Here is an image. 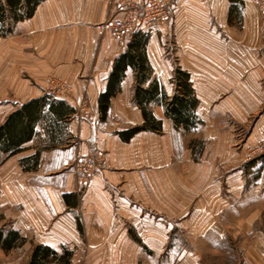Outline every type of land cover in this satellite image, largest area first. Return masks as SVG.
Wrapping results in <instances>:
<instances>
[{"label":"crops","instance_id":"crops-1","mask_svg":"<svg viewBox=\"0 0 264 264\" xmlns=\"http://www.w3.org/2000/svg\"><path fill=\"white\" fill-rule=\"evenodd\" d=\"M115 2L42 0L14 35L0 38V126L45 95L73 110L54 133L40 120L33 138L0 165V229L25 239L9 252L0 247L4 256L15 253L3 264H28L37 245L71 251V264H141L146 253L145 264L160 256L161 264H203L204 251L221 250L233 226L247 241L243 264H264V236L248 240L245 208L231 218L247 198V152L264 144L261 11L253 0H175L146 56L151 80L168 95L175 67L189 74L200 122L176 129L155 105L162 131L124 140L120 132L144 122L133 99L135 72L126 70L106 120L98 106L127 48L100 28ZM61 84L69 95L52 91ZM239 129L248 132L241 145ZM92 149L104 154L107 169L82 187L72 165Z\"/></svg>","mask_w":264,"mask_h":264},{"label":"trees","instance_id":"trees-1","mask_svg":"<svg viewBox=\"0 0 264 264\" xmlns=\"http://www.w3.org/2000/svg\"><path fill=\"white\" fill-rule=\"evenodd\" d=\"M42 0H0V37H5L12 32L9 26L31 17L37 5ZM151 34L137 32L126 45V51L114 61L112 72L107 83V90L98 99L101 120H106L111 99L120 89L121 82L130 68L135 72L134 102L143 113L144 122L140 126L120 132L124 140H129L140 131H162V122L158 120L152 107L163 106L164 113L174 127L191 131L200 122L196 109L198 98L190 82L189 74L176 66L171 79L174 92L168 95L156 79L151 80L153 70L150 65L146 48ZM49 105V112L44 113ZM73 110L63 103L53 102L48 95L31 100L19 109L10 113L5 122L0 126V165L22 150L25 143L29 142L35 134V126L40 120H45L51 133H54V123L63 116H68ZM25 239L14 230L0 229V247L4 252L21 246ZM72 252L64 250L61 254L50 247L37 245L34 247L28 264H71Z\"/></svg>","mask_w":264,"mask_h":264},{"label":"built area","instance_id":"built-area-1","mask_svg":"<svg viewBox=\"0 0 264 264\" xmlns=\"http://www.w3.org/2000/svg\"><path fill=\"white\" fill-rule=\"evenodd\" d=\"M261 11L264 20V0H253ZM175 0H116L113 16L100 25L102 32H109L111 37L120 45L126 46L133 34L157 33L166 26L173 17ZM72 88L61 84L53 89L57 95H69ZM254 151L264 152V144L254 148ZM107 169L104 154L92 149L86 156L77 157L72 165L73 173L77 176L82 187L90 184L94 177Z\"/></svg>","mask_w":264,"mask_h":264},{"label":"rangeland","instance_id":"rangeland-1","mask_svg":"<svg viewBox=\"0 0 264 264\" xmlns=\"http://www.w3.org/2000/svg\"><path fill=\"white\" fill-rule=\"evenodd\" d=\"M110 19V18H108ZM107 19V20H108ZM18 23V22H17ZM10 22V27L12 28V32L7 34L5 37L0 38H10V36L14 35L16 32V24ZM167 46V45H166ZM169 47V46H168ZM55 88H52V91ZM238 138L241 142L247 135V131L245 129H239ZM248 159L243 163L244 175H245V191L247 192V198L243 203H239L240 211L242 208H245L247 216L249 215L252 219V222L248 226L249 233V241L255 239V235L259 237L260 235L264 236V152H255L254 148H250L247 152ZM245 160V159H244ZM252 213L249 212L251 209H254ZM244 211L237 213H232L231 218L233 221L239 220V217L242 218ZM248 216V217H249ZM4 223H0V227H2ZM244 232L238 230V226H233L231 231L227 233V238L224 240V244L222 249L214 250L210 248L209 250H205L206 256H203L202 263L203 264H243V256L242 253V245L247 243L244 239ZM251 234V235H250ZM249 244V242H248ZM147 256H152L150 253H146L144 255L145 258L141 260V264H145L147 262ZM15 257L14 254L5 255L0 251V264H3L6 259H11ZM163 257L160 256L157 260V264H161ZM156 264V263H155Z\"/></svg>","mask_w":264,"mask_h":264}]
</instances>
